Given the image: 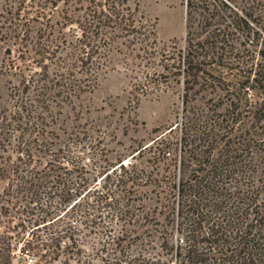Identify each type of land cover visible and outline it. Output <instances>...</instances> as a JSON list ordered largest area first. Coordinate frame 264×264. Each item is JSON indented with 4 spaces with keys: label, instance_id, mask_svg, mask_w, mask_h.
Here are the masks:
<instances>
[{
    "label": "rangeland",
    "instance_id": "rangeland-1",
    "mask_svg": "<svg viewBox=\"0 0 264 264\" xmlns=\"http://www.w3.org/2000/svg\"><path fill=\"white\" fill-rule=\"evenodd\" d=\"M19 2L0 0V110L11 109L17 98L26 97L21 75L40 71L36 61L41 56L35 46L39 40L51 46L45 62L52 72L59 59L70 61L71 46L80 34L79 21H83L87 11L86 2L59 1L43 11L50 20L46 23L45 18L35 19L38 5L27 0L20 6ZM194 3L189 16L187 0H127L124 6L133 19L132 27L125 29L116 24L102 29L100 49L93 56L99 65L89 86H85V74L74 67L67 78L73 79L80 88L64 97H52L48 110L42 112L48 125L45 136L40 139L51 142L50 152L61 150V154L70 152L80 156L81 163L86 164L84 176L92 179V190L60 222L61 226L71 224L82 250L83 264H114L119 249L139 258L134 264H170L174 260L163 242L166 238L169 245L174 243L172 215L176 211L175 160L180 122L189 117L192 126H196L195 119L203 114L213 120L223 119L229 104L224 95L226 89L238 92L237 88L252 82L254 64L260 62V53L264 50V0H194ZM212 14L216 16L214 19ZM26 17L31 19L27 21ZM25 30L29 38L24 40V37L20 42ZM189 31L192 36L187 34ZM189 37L194 43L193 54L210 56L202 66L204 79L193 84L184 82L183 71ZM22 50L26 53L21 54ZM241 89L242 108L254 110L258 91ZM185 101L190 106L188 112ZM245 111L242 112L244 122L239 130L232 131L231 140L233 147L239 146L241 139L253 140L250 149H245L249 150L251 168L256 170L260 161L257 146L260 129L256 119L247 117ZM6 121V118L0 119V167L8 162L7 156L11 159L16 156L10 145L13 139L7 144L10 132ZM175 123L179 126L167 132ZM164 133L172 142L164 157L158 155L160 144L155 143L151 150L130 158L140 146L150 144ZM35 147L32 150L41 168L50 156ZM119 160L134 163L144 178L129 181L126 195L112 186L114 200H108L110 206H107L97 200V193H104L114 176L108 184L94 169L115 165ZM7 182L0 175V193ZM94 189L98 192L93 193ZM114 206L116 211L111 209ZM123 210L128 211L125 217L120 215ZM40 229L44 237L48 230ZM110 234L114 242L108 237ZM118 235L123 239L117 240ZM20 246L13 254V264H21L23 260L32 264L36 256L23 255L19 252ZM63 257L53 264H61ZM76 258L73 255L68 262L76 264Z\"/></svg>",
    "mask_w": 264,
    "mask_h": 264
},
{
    "label": "trees",
    "instance_id": "trees-1",
    "mask_svg": "<svg viewBox=\"0 0 264 264\" xmlns=\"http://www.w3.org/2000/svg\"><path fill=\"white\" fill-rule=\"evenodd\" d=\"M25 1L20 0L19 5L25 4ZM59 1L86 2L87 11L83 21H79L80 34L71 46L72 58L70 61L58 58L52 72L45 62L49 59L45 54H51V46L40 40L37 44L34 42L36 52L41 56L35 64L40 71L31 72V68L23 67L31 73L21 75L22 92L27 93L26 97L17 98L11 109L0 110V119H7V131L10 132L7 144L13 139L10 145L16 154L14 159L7 156L8 162H2L0 167V175L8 180L6 188L0 193V264H13L12 257L19 244V252L23 255L32 253L36 256L32 264H53L62 255L64 260L61 264H70L68 259L73 255H77L76 264L84 262L71 224L61 226L60 222L80 206V201L92 190V179L84 176L86 164L81 163L80 156L70 152L61 154V150L50 152L51 142L40 139L45 136L48 125L42 112L48 110L52 97H64L80 88L73 79L67 78L74 67L85 74V86H89L88 82L95 78L94 69L99 65L93 56L99 52L102 29L116 24L126 29L132 27L133 19L124 6L127 0H29L39 7L35 19L45 18L46 23L50 20L43 11L56 6ZM194 5V0H187V15L190 16ZM214 15H211V19L216 17ZM26 19L29 21L31 18ZM24 33L20 42L24 37V40L29 38V32L25 30ZM187 34L192 36L193 33L189 31ZM192 41L189 37V51L183 58L186 84L204 79L201 76L204 72L202 66L210 58L207 54H193ZM55 46L59 47L57 44ZM24 53L25 50H22L21 54ZM260 54V62L254 64L252 82L237 88L238 92L226 89L224 95L229 104L223 119L211 120L203 114L195 119L198 120L196 126H192L189 117L180 122L181 135L175 160L176 211L172 215L174 243L169 245L166 238L163 242L165 249L172 252L171 256L174 255L170 264H264V50ZM246 87L258 91L259 98L255 101L254 110L251 107L247 111L242 108L241 88ZM184 104L188 112L190 106L186 101ZM244 111L246 115L248 113L247 117L255 118L259 124L260 138L256 145L260 151V161L256 170L251 168L249 150H246L250 149V141L253 140L241 139L237 147H233L234 141L231 140L232 131L239 130L238 127L244 122ZM178 126L175 123L167 132H172ZM164 135L159 134L150 144L140 146L130 158L151 150L155 143L157 146L160 144L158 155L163 154L164 157L169 152L166 149L172 146ZM34 145H37L35 150L47 152L50 156L41 168L32 150ZM94 171L108 184L114 176L110 186H105L104 193L99 195L96 189L93 190V193H97V200L107 203V206H110L108 200H114L115 190L112 186L126 195L129 193L126 188L129 181L144 178L142 171L137 170L131 161L125 163L119 160L115 165L106 164ZM21 200L24 202L21 203ZM20 207L21 211L18 210ZM111 209L117 210L115 206ZM120 213L121 217H125L128 211ZM40 227L48 230L44 237ZM108 237L115 241L111 234ZM115 238L123 239L119 235ZM118 253L114 264H134L139 259L126 255L121 249ZM24 261L21 264H31Z\"/></svg>",
    "mask_w": 264,
    "mask_h": 264
}]
</instances>
